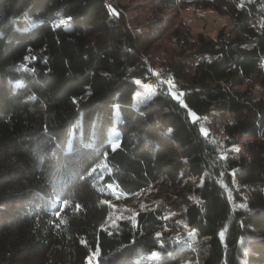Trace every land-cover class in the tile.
<instances>
[{
  "label": "trees",
  "instance_id": "16d2710c",
  "mask_svg": "<svg viewBox=\"0 0 264 264\" xmlns=\"http://www.w3.org/2000/svg\"><path fill=\"white\" fill-rule=\"evenodd\" d=\"M180 3L230 25L173 28L190 58L137 104L138 81L163 70L150 51L161 14L0 0V264H264V0H160ZM225 112L212 130L207 116ZM149 187L168 200L111 220L116 192Z\"/></svg>",
  "mask_w": 264,
  "mask_h": 264
},
{
  "label": "rangeland",
  "instance_id": "374dc122",
  "mask_svg": "<svg viewBox=\"0 0 264 264\" xmlns=\"http://www.w3.org/2000/svg\"><path fill=\"white\" fill-rule=\"evenodd\" d=\"M114 1V0H113ZM117 1V0H115ZM112 2V0H111ZM122 4L130 3L129 10H124V13L127 14L130 18L136 20V23L144 22L148 17L152 16L153 12H158L163 16L164 25L163 33L153 40L150 51L155 59V63L158 66V69H163L162 72H154L152 67H150V76L144 80V82L138 81L136 89L134 91V102L144 103L150 97L153 88L159 85L168 84L171 87H174L176 82L171 77L166 70V64L171 60H179L184 56L190 58V56L183 53L181 49L169 38L171 30L177 26H183L186 29H189L193 35H196L199 32H204L205 34L215 36L218 29L223 25H230V19L227 16H222L217 14L213 10H201L192 4L180 3L174 5L171 9L162 10L160 0H139L134 2V0H118ZM134 2V3H133ZM99 20L98 22H101ZM138 24V23H137ZM157 77L159 79H157ZM157 79V80H156ZM257 94H264V89L256 84ZM233 116L230 112L225 113H213L207 116L206 123L213 130L219 129L221 124L227 120H232ZM119 130L115 126L109 128V138L113 144H117L119 140ZM130 194H121L115 193L114 198V209L111 213V220L117 219L118 216L124 215L125 212H130L133 214L135 211L141 207L154 203L155 205L160 201H167L165 198H168L163 189L159 187H149L147 190L141 193L134 194L129 197ZM175 200L176 203L180 201L175 194L171 196L170 200ZM179 211H171L170 215L177 217L176 221L178 226L183 233L188 231L190 228L187 226ZM149 258H152L154 262L157 261L158 255L151 254Z\"/></svg>",
  "mask_w": 264,
  "mask_h": 264
},
{
  "label": "snow or ice",
  "instance_id": "6c2138e0",
  "mask_svg": "<svg viewBox=\"0 0 264 264\" xmlns=\"http://www.w3.org/2000/svg\"><path fill=\"white\" fill-rule=\"evenodd\" d=\"M178 100H179V97H176ZM191 115L193 116V117H195V113H191ZM195 122V121H194ZM158 237L161 235L160 233H157L156 234ZM161 247H163V245H161ZM90 259V258H89Z\"/></svg>",
  "mask_w": 264,
  "mask_h": 264
},
{
  "label": "built area",
  "instance_id": "2783aa9c",
  "mask_svg": "<svg viewBox=\"0 0 264 264\" xmlns=\"http://www.w3.org/2000/svg\"><path fill=\"white\" fill-rule=\"evenodd\" d=\"M149 69H150V67H149ZM150 70H151V69H150ZM157 79H159V78L157 77ZM157 79H156V80H157Z\"/></svg>",
  "mask_w": 264,
  "mask_h": 264
}]
</instances>
